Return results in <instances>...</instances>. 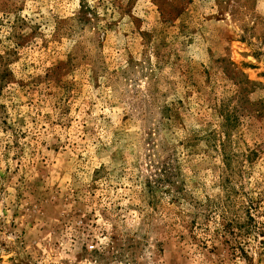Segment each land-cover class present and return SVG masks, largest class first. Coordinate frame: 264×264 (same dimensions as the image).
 Instances as JSON below:
<instances>
[{
    "label": "rangeland",
    "instance_id": "374dc122",
    "mask_svg": "<svg viewBox=\"0 0 264 264\" xmlns=\"http://www.w3.org/2000/svg\"><path fill=\"white\" fill-rule=\"evenodd\" d=\"M0 264H264V0H0Z\"/></svg>",
    "mask_w": 264,
    "mask_h": 264
}]
</instances>
